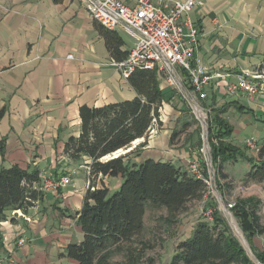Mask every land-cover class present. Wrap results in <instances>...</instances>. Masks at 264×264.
Segmentation results:
<instances>
[{"label": "crops", "instance_id": "obj_1", "mask_svg": "<svg viewBox=\"0 0 264 264\" xmlns=\"http://www.w3.org/2000/svg\"><path fill=\"white\" fill-rule=\"evenodd\" d=\"M198 1L190 15L199 30L196 58L210 74L237 82L264 61V0ZM97 24L77 0H0V142L5 144L0 167L18 165L39 170L40 177H57L88 163L87 159L73 162L63 155L67 140L80 135V107H100L137 96L122 78ZM133 41L130 47L124 40L122 49L131 51ZM226 80L211 82L217 105L225 96ZM244 98L227 102L245 108L237 112L247 118L241 127L260 136L264 126L252 119L255 112L264 114V104L259 103L264 96L256 102L247 99L248 108ZM166 115L161 110L162 124L154 125L156 133L137 160L172 161L187 170L189 153L172 149L171 131L167 129L172 122ZM236 134L233 138H242ZM100 180L110 190L122 183L121 178ZM35 187L40 188V184ZM87 191L85 173L78 174L68 187L44 193L28 211L30 222H1L0 257L12 255L14 264L66 262L61 254L70 243L83 238L78 214ZM22 237L26 244L11 254L15 241Z\"/></svg>", "mask_w": 264, "mask_h": 264}, {"label": "trees", "instance_id": "obj_2", "mask_svg": "<svg viewBox=\"0 0 264 264\" xmlns=\"http://www.w3.org/2000/svg\"><path fill=\"white\" fill-rule=\"evenodd\" d=\"M97 29L105 39L111 58L116 62L126 60L130 51L122 49L125 42L120 33L99 23ZM260 66H264V61ZM128 82L137 93L135 98L100 107H80V135L71 136L65 143L63 155L73 162L87 159L93 181L105 177L123 181L113 194L105 185L88 189L78 214L83 238L66 247L61 257L67 261L60 264H117L111 259L110 248L118 247L122 251L124 248L120 246L131 244L141 235L149 204L179 214L188 202L204 197V180L191 175L179 164L150 158L137 160L148 145L150 130L155 123L162 124L161 110L164 104L170 103L174 89L163 87L156 70L137 69ZM176 95L180 96L178 92ZM231 106L245 110L236 102L229 103L222 111L210 109V114L214 113L209 125L211 158L220 175L227 162L247 158L234 143H229L234 129L224 115ZM142 139L144 141L130 152L106 159ZM4 152L5 144L1 141L0 153L4 155ZM247 161L250 164L247 180L263 183L264 138L258 158H247ZM40 181L39 170L31 171L18 165L0 167V223L23 219L13 215L16 211L28 214L44 195L35 187ZM126 250L127 258L119 264L149 263L144 260L143 249ZM170 264L253 263L223 220L215 217L213 221L202 218L194 224L190 234L177 245Z\"/></svg>", "mask_w": 264, "mask_h": 264}, {"label": "rangeland", "instance_id": "obj_3", "mask_svg": "<svg viewBox=\"0 0 264 264\" xmlns=\"http://www.w3.org/2000/svg\"><path fill=\"white\" fill-rule=\"evenodd\" d=\"M120 34L130 47L134 45L133 39L128 34L124 32ZM251 73L264 76V66L255 67ZM161 81L164 83V88L172 89L167 86L166 80L161 79ZM174 91L177 93L174 89L173 98L170 103L164 104L162 114L166 115L167 113L166 116L171 118L169 121L172 122V125L167 124V129L171 131L172 149L180 153L186 150L189 153L188 160L197 159L200 162V171L208 182L204 197L201 200L188 202L179 214H171L165 208L149 204L143 232L131 244L120 246L124 248L122 251L118 247H111L109 252L112 261L117 264L122 263L127 258L126 249L141 248L145 254L144 260L149 261L148 264H170L177 245L190 234L198 220L209 218L213 221L215 217H220L229 228L230 233L239 241L250 261L253 264H264V182L256 183L247 180V172L250 170L247 158L257 159L258 154L248 150L244 145V139H242L252 136L249 128L243 129L240 125L247 120L245 114L239 113V115L237 107H234V112L229 110L233 106L226 108L227 113L224 117L230 124H233L235 134L239 132V136L242 137L232 138L229 143H234L247 158H239L236 162H227L220 175L211 158L209 140V125L214 113L210 114L204 110L205 122L208 124V132L205 135L203 123L200 117V119L197 118L192 102L190 103L184 96L176 95ZM214 94L213 91L208 90V98L205 101L196 100V104L200 108H207V110L215 107L217 111L219 109L222 111L223 107L229 104L228 100L236 99V97L225 95L217 105L216 100L212 99ZM259 101L260 104H264L263 100ZM242 102L246 108L250 107L247 99L244 98ZM197 110L196 108V112ZM255 114L256 117L253 116L252 122L264 126V122L261 121L264 119V114L260 111ZM254 135L259 139L263 138L264 129L260 132V136L256 133ZM143 141L142 139L136 144L133 143L131 148H135ZM261 141L262 139H260V143ZM81 173L85 172L80 170L79 174ZM87 180L86 177V182ZM100 181V179L96 180L99 186L105 185ZM93 184H95L94 181ZM120 186L111 189L110 194L115 193ZM228 203H233L235 209L226 210L225 204ZM206 210L211 213L208 212V216H203L202 212ZM234 223L238 228L234 226Z\"/></svg>", "mask_w": 264, "mask_h": 264}, {"label": "built area", "instance_id": "obj_4", "mask_svg": "<svg viewBox=\"0 0 264 264\" xmlns=\"http://www.w3.org/2000/svg\"><path fill=\"white\" fill-rule=\"evenodd\" d=\"M92 15V17L108 30L125 32L135 39V47L129 52L126 60L116 62L123 79L128 80L137 69L156 70L161 79L166 80L167 86L175 89L182 97L192 102L197 118L196 108L204 115L196 100L205 101L208 90L214 79H224L221 74L212 75L205 65L196 58L199 43V30L193 24L190 15L200 4L198 0H77ZM73 58L72 55L68 56ZM164 85V83H163ZM225 95L244 96L250 102L257 101L264 96V76L247 73L237 82L226 80ZM200 119V118H199ZM205 116L200 119L205 131ZM156 124V123H155ZM156 133L152 128L149 137ZM245 147L258 154L260 139L252 135L244 140ZM85 172L88 189L95 190L99 183L91 176V167L88 163L78 168H69L67 173L57 177L43 176L40 181V190L44 193H54L71 185L73 177L79 171ZM188 172L208 183L201 173L200 162L197 159L187 161ZM100 179V178H99ZM234 208L233 203L225 204L226 210ZM208 210L203 216H208ZM211 213V212H209ZM13 215L31 221L28 215L16 211ZM211 221L209 218H205ZM27 240L22 237L15 241L14 249L22 248ZM9 261L14 264L12 255L0 257V264Z\"/></svg>", "mask_w": 264, "mask_h": 264}, {"label": "water", "instance_id": "obj_5", "mask_svg": "<svg viewBox=\"0 0 264 264\" xmlns=\"http://www.w3.org/2000/svg\"><path fill=\"white\" fill-rule=\"evenodd\" d=\"M199 119V118H198ZM207 132H208V128L206 127V129H205V131H204V133H205V135L207 134ZM133 148H128L127 150H121L118 154H113L112 156H108V157H106V159L108 160V159H110V158H114V157H119L120 155H123V154H126V153H128V152H130L131 150H132ZM213 171L215 172V170L213 169Z\"/></svg>", "mask_w": 264, "mask_h": 264}, {"label": "bare ground", "instance_id": "obj_6", "mask_svg": "<svg viewBox=\"0 0 264 264\" xmlns=\"http://www.w3.org/2000/svg\"><path fill=\"white\" fill-rule=\"evenodd\" d=\"M197 114H198V116L201 118V119H203V117H204V115L200 112V111H198L197 110ZM141 140H137L134 144H136V143H138V142H140ZM120 152V151H119ZM119 152H117V153H115V154H118ZM233 222V221H232ZM234 226L236 227V228H238L237 227V225L234 223ZM238 232V231H237ZM242 232V231H241ZM240 234V233H239ZM242 237V236H241Z\"/></svg>", "mask_w": 264, "mask_h": 264}]
</instances>
